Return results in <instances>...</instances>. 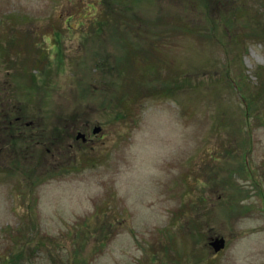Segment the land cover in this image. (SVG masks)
Listing matches in <instances>:
<instances>
[{
	"label": "rangeland",
	"instance_id": "1",
	"mask_svg": "<svg viewBox=\"0 0 264 264\" xmlns=\"http://www.w3.org/2000/svg\"><path fill=\"white\" fill-rule=\"evenodd\" d=\"M122 1L154 32H92L102 0H0V96L34 75V118L81 119L59 162L34 143V188L0 177V264H264V0Z\"/></svg>",
	"mask_w": 264,
	"mask_h": 264
},
{
	"label": "trees",
	"instance_id": "2",
	"mask_svg": "<svg viewBox=\"0 0 264 264\" xmlns=\"http://www.w3.org/2000/svg\"><path fill=\"white\" fill-rule=\"evenodd\" d=\"M122 3V0H102L103 12L98 14L99 16L97 17H103V21L101 22L96 20L91 26L92 32L96 31L101 33L105 30L104 22H111V20H115L117 22L116 24H113L112 27H108H110V30H113V32L118 31L120 36H122L123 38L125 37V35H127V37H132L133 40H135L136 35H144L142 29L146 33L151 31L154 32L153 28L158 24L149 22L151 20L146 21L145 23L143 22L141 25L142 29L135 30L134 24L130 19L135 20L133 13H135L136 7L123 9ZM127 37L126 40L123 41L128 44L130 42H127L129 41V38ZM128 46L133 52L138 50L136 45H133L132 43ZM7 56H9V54ZM27 78L28 85L26 88H29V90H27L28 94L23 92L19 100L15 98V96H12L9 91H7V94L9 96H0V157L5 158L4 154L8 155V153H16L19 156L16 161H12L14 162V167L12 168H15L16 166V171H9L8 169L1 170L2 168L0 167V177H17L20 188V181L23 182V186L25 188H34V143H36V146L40 147L47 145L49 149L48 151L52 150L55 162H59L60 157L65 153V151L68 152L65 145L68 141L74 139L73 137L75 131L77 129H80L79 121L81 120L80 118H78V116H76V118L74 116L70 118L60 117L58 119V123L49 130L48 127L45 126V117L47 116L40 115V118H34V109H32L33 105L30 104L31 98L29 97L30 94H33L32 89L34 88V75L31 79L29 77ZM238 91L240 92L241 98L243 99L247 118L252 119L256 112V110L253 109V104L255 101L257 102L263 98V91L255 101L248 95V93H245L244 89L242 90L240 86L238 87ZM25 96H28V98H25ZM8 98H10L11 100ZM249 126L250 124H248L246 127L249 128ZM29 149H31L32 151L28 152ZM74 158L75 159L73 161V165L71 166L72 168L77 162V158ZM20 160H22V165L19 163ZM17 164L20 165L21 168H19ZM246 166L248 167L247 162ZM61 168V171H58L57 169L59 168H57L56 171L49 176H53L56 174L65 175L68 173V171H70L69 168L67 169L65 166H62ZM30 170L32 173H27V171ZM49 172L50 170H48V172L46 173L49 174ZM31 240H25L24 245L31 244ZM21 254L22 251L20 250L18 253L13 252V254L11 255L19 257V255ZM83 260L81 262L80 260H75L74 262H72V264H83ZM4 264L9 263L5 261Z\"/></svg>",
	"mask_w": 264,
	"mask_h": 264
},
{
	"label": "water",
	"instance_id": "3",
	"mask_svg": "<svg viewBox=\"0 0 264 264\" xmlns=\"http://www.w3.org/2000/svg\"><path fill=\"white\" fill-rule=\"evenodd\" d=\"M101 127H95L94 128V134H98L101 132ZM77 139L80 140V139H83V140H86V135L82 132H79L78 135H77ZM210 246L214 249V251L216 253L222 251L225 249L226 247V239L223 238V237H219V238H214L212 239V241L210 242Z\"/></svg>",
	"mask_w": 264,
	"mask_h": 264
}]
</instances>
